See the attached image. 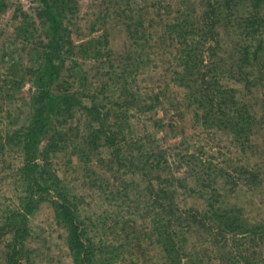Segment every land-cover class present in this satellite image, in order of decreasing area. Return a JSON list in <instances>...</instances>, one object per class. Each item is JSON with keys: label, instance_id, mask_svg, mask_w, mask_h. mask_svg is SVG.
<instances>
[{"label": "rangeland", "instance_id": "374dc122", "mask_svg": "<svg viewBox=\"0 0 264 264\" xmlns=\"http://www.w3.org/2000/svg\"><path fill=\"white\" fill-rule=\"evenodd\" d=\"M63 1L76 48L71 56L67 55L65 64L61 63L62 76L53 87L55 92H76L85 104H91L96 97L107 109L120 114L126 99L120 91L124 81L134 90H141L146 109L152 110L146 114L132 113V130L136 135L129 137H141L149 164L156 163V156H166L162 184L178 192L183 208L204 207L206 198L217 189L225 206L241 208L252 223L264 222V102L258 101L257 96H247L243 85L227 81L238 89L239 98L257 109V118L262 119L250 138L242 142L243 148L230 131L220 126L207 127L196 116L187 89L172 83L175 76L168 65L169 54L153 52L147 42L144 48H129L130 26L134 25L135 31L138 22L151 23L156 15L155 0ZM4 3L0 9V139L22 131L28 122L31 96L37 89L36 71L42 64L41 47L47 35L40 16V0H4ZM187 4L197 10V15L204 11L202 0H189ZM172 6L177 8L176 1ZM231 32L232 29L221 30L220 55L228 66L239 58ZM72 69L82 70V76L89 79L87 84L70 89L68 84L75 80ZM158 96L161 102L156 100ZM85 114L78 110L72 117L67 114L57 118L55 128L68 132L69 148L57 156L51 155L50 160L62 185L83 199L82 219L98 248L96 264H170L172 245L166 241L168 225L162 221L165 226L162 230L159 223L160 214L165 216V211L155 203V194L162 187L151 173L152 166H148L149 175L145 174L141 163L125 152L124 137L119 134L122 159H117V150L106 145L93 152L94 148L82 139L91 133L93 124ZM121 115L111 121L117 122L114 129L117 132L124 126L119 120ZM65 119L68 122L60 124ZM100 143H107L102 135ZM48 144L45 139L42 150ZM86 154L91 155L92 161L81 160ZM23 161L20 146H0V264H7L9 246L14 241L8 224L15 221L19 206L17 198L22 183L17 170ZM253 174L261 177L255 179ZM30 217L31 235L25 248L31 252L32 262L25 260L24 264H74L68 231L58 220L56 208L44 203ZM161 232L166 233L162 236ZM192 233L189 230L183 246L185 263L200 257L226 264L220 258L228 249L222 248L220 253L217 248L215 255L210 236L196 228ZM251 240L255 241L254 237L239 236L233 243L246 244L245 256L252 254L261 260L264 242L252 245ZM241 253L236 248L232 257Z\"/></svg>", "mask_w": 264, "mask_h": 264}, {"label": "trees", "instance_id": "16d2710c", "mask_svg": "<svg viewBox=\"0 0 264 264\" xmlns=\"http://www.w3.org/2000/svg\"><path fill=\"white\" fill-rule=\"evenodd\" d=\"M175 1L177 8L172 6ZM188 1L155 0L153 7L156 15L151 23L142 20L137 23L135 31L132 30L134 25L130 26L128 36L132 43L129 48H144L147 42L148 49L153 52L169 54L173 60L170 58L168 65L175 76L172 83L187 89L191 107H196V116L207 127L220 126L230 131L234 141L244 148L242 142L250 138L262 119L257 118V109L254 110L251 104L239 98L241 94L238 89L230 86L227 81L243 85L247 96H257L258 101L264 102V0H202L205 7L201 15H197L196 9L187 6ZM40 3V16L46 25L47 35L41 47L42 64L36 71L37 89L31 96V115L22 131L0 139V146H20L24 153L23 164L17 170L19 182L22 183L17 198L19 206L15 221L8 224L14 241L9 246L7 264H24L25 260L32 262L31 252L25 248L31 235L30 216L47 202L56 208L58 220L68 231V244L74 264H96L98 248L88 236L87 226L82 219L83 199L62 185L60 177L54 172L53 161L50 160L51 155L57 156L66 151L70 141L65 129L55 128V121L59 116L67 114L72 117L78 110H83L92 120L91 133H86L82 139L85 138L88 147L94 148L93 152L106 145L117 150V159H122L119 144L122 141H117V136L122 135L125 152L133 161L141 163L145 174L150 172L148 166H152L151 173L161 182L162 187L155 194V203L165 211V216L160 214L159 223L162 230H165L162 221L168 225L169 240L166 241L172 245L170 264H216L214 260L205 261L200 257L191 258L190 262L185 263L187 257L183 246L189 238V230L192 233L194 228L211 237V243L216 248L215 255L217 248L220 253L222 248L228 249L226 255L220 258L221 262L264 264V257L259 260L252 254L245 256L246 244L233 243L241 236L254 237L252 245L263 244L264 222L252 223L241 208L225 206L217 189L206 198L204 207L184 209L178 192L162 184L166 156H156V163L149 164V156L141 143V137H129L130 134L136 135L132 130V113L146 114L152 110V107L146 109L141 90H134L131 84L124 81L125 86L120 91L124 92L126 99L121 104L124 108L120 114L107 109L96 97L91 104H85L76 92H55L53 87L62 76L61 63L65 64L67 55L71 56L76 46L69 28L68 11L63 9L64 1L40 0ZM4 6V0H0V9ZM222 29H232L231 33L236 39L234 45L239 58L229 66L220 55ZM71 72L75 73V80L74 84H68L70 89L75 85L81 88L87 84L89 79L87 75L82 76V70L73 72L72 69ZM156 100L161 102V96ZM120 115L122 117L119 120L124 126L121 125L117 132L114 130L117 122L111 121ZM67 122L68 119H65L59 123L64 125ZM101 135L106 139V144L100 143ZM45 139L49 140V144L42 150ZM81 160L88 163L92 158L86 154ZM253 176L255 179L261 177L259 174ZM201 182L203 180H198V183ZM165 233L161 232V235ZM236 248L242 253L233 258ZM241 248L246 249V252Z\"/></svg>", "mask_w": 264, "mask_h": 264}]
</instances>
